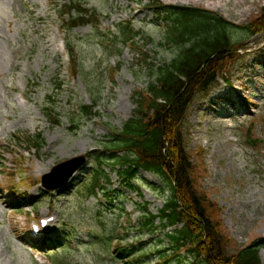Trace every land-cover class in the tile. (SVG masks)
Instances as JSON below:
<instances>
[{
	"label": "rangeland",
	"instance_id": "obj_1",
	"mask_svg": "<svg viewBox=\"0 0 264 264\" xmlns=\"http://www.w3.org/2000/svg\"><path fill=\"white\" fill-rule=\"evenodd\" d=\"M66 1L0 0V264H51L46 254L51 250L37 251L32 241V222L45 216L56 220L44 236L34 237L38 244L46 236L57 242L63 234H72L71 249L52 252L60 264H123L96 239L112 230L126 238L123 245L145 242L146 246L134 252L144 261L155 245L156 250L167 247L166 234L174 231L171 227L159 230L153 240L148 234L137 238L138 233L130 230L141 217L139 207L147 203L153 214L163 207L169 188L158 177L141 171L135 188H126L120 185L117 171L108 167L109 187L124 195L112 209L101 203L105 201L102 193L86 199L73 194L92 164L80 171L62 195L46 192L45 196L40 181L58 163L101 149L107 135L121 131L136 108V88H146L151 81L148 62L169 61L174 48L161 45L166 27L156 15L157 0L140 4L135 0H84L87 8L96 10V24L80 25L70 33L58 13ZM159 1L203 7L238 25H251L264 17V0ZM129 21L139 30L137 46L118 44L120 37L108 38L119 32L122 22ZM66 36L76 49L80 70L76 76L68 70ZM243 36L234 33L238 40ZM141 50L148 54L147 62L139 55ZM236 52L240 54L228 69L229 78L242 89L241 94L249 96L245 103L252 113L236 120L228 116V109L233 110L231 100L218 101L214 96L218 103L211 105L207 97L196 101L187 124L188 148L200 167L199 185L220 207L214 218L229 237L230 253L264 238V31L246 37ZM224 83L220 80L217 86ZM240 96L237 92L239 108L248 110ZM44 105H52L54 114H61L59 125L46 116ZM80 105H93L96 115L84 117L81 126L74 127L72 112ZM38 136L42 141L37 149L27 138ZM11 186L25 191L20 194L25 196L21 206L7 189ZM127 224L129 231H123L121 225ZM260 256L264 264V247ZM156 258L155 251L149 260L158 262Z\"/></svg>",
	"mask_w": 264,
	"mask_h": 264
},
{
	"label": "trees",
	"instance_id": "obj_2",
	"mask_svg": "<svg viewBox=\"0 0 264 264\" xmlns=\"http://www.w3.org/2000/svg\"><path fill=\"white\" fill-rule=\"evenodd\" d=\"M154 3L166 27L165 42L161 45L173 47V56L162 64L148 62L151 81L145 89L134 93L137 107L133 116L121 131L107 136L103 150L91 156L95 162L75 195L86 199L94 195L97 188L105 189L106 183H110L106 166L117 169L128 186H132L139 170L153 172L169 188V194L158 214H153L147 203L140 207L141 217L130 230L138 233L137 238L148 234L155 240L161 230L171 227L174 231L166 234L168 246L156 250L155 245L142 261L134 252L146 246L145 242L123 245L121 241L125 238L120 237L115 252H111L114 238L102 236L108 244V254L115 253L124 264L149 263L155 251L159 264H262L263 237L233 253L228 251L229 237L220 227V221L214 218L220 207L199 185L200 167L193 162L188 148L187 124L197 99L207 94L220 77L227 78L228 69L240 54L236 50L243 47L245 38L264 30V17L256 20V24L238 25L203 7L169 5L159 0ZM61 15L65 27L71 31L80 25L95 23L96 11L87 8L84 0H68L62 5ZM238 32L245 37L234 38V33ZM139 35V31L127 23L120 26L117 37L121 38L119 43L137 46ZM68 46L72 70L78 73L75 46L70 40ZM140 52L147 62L148 54ZM46 111L50 113L49 108ZM92 115V106L81 107L79 119ZM74 116L73 123L78 126L79 120ZM41 141L39 136L34 140L38 148ZM182 249L185 253H181Z\"/></svg>",
	"mask_w": 264,
	"mask_h": 264
},
{
	"label": "water",
	"instance_id": "obj_3",
	"mask_svg": "<svg viewBox=\"0 0 264 264\" xmlns=\"http://www.w3.org/2000/svg\"><path fill=\"white\" fill-rule=\"evenodd\" d=\"M86 156H78L69 161H65L56 166L51 174L45 175L43 183L50 189L60 188L86 163ZM55 177V182L50 183V179Z\"/></svg>",
	"mask_w": 264,
	"mask_h": 264
}]
</instances>
